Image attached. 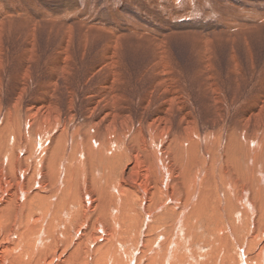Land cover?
<instances>
[{"label":"bare ground","instance_id":"obj_1","mask_svg":"<svg viewBox=\"0 0 264 264\" xmlns=\"http://www.w3.org/2000/svg\"><path fill=\"white\" fill-rule=\"evenodd\" d=\"M203 37L197 40L210 45ZM154 38L144 69L151 81L139 96L123 85L116 39L101 63L109 76L102 84L87 77L70 87L66 69L64 84L47 82L33 101L24 97L33 83L29 60L9 97L0 75V264H264V172L251 180L259 165L253 158L248 164L246 152L249 139L257 143L248 131L253 116L223 127V107L214 100L220 118L199 127L166 57L168 37ZM226 136L230 147L235 136L239 155L227 170L215 155ZM221 154L228 161L227 148ZM218 177L234 213L220 204Z\"/></svg>","mask_w":264,"mask_h":264},{"label":"rangeland","instance_id":"obj_2","mask_svg":"<svg viewBox=\"0 0 264 264\" xmlns=\"http://www.w3.org/2000/svg\"><path fill=\"white\" fill-rule=\"evenodd\" d=\"M262 17H264V0H0V19H2L0 34L3 35H0V75L3 97L12 95L17 82L24 76L20 73L23 72L27 60L32 63L30 73L33 78V83L24 96L26 98L28 96V100L34 101L38 93L36 90L43 92L53 79L56 80L57 86L64 84L66 69L72 71L65 77L70 87H77L87 77L90 84H102L107 77L109 80L108 74L101 72L104 69L101 63L110 49L112 39L118 42L115 45L116 51L121 57L120 65L124 67L121 71L123 85L131 95L139 96L151 81V76L149 77L144 69L155 54L153 40L157 41L158 38L154 37L165 34L168 37L166 57L179 70L178 76L181 80L179 86L185 87L191 98L190 102L193 101L196 107L199 127H210V122L217 113L216 119L220 118V113L212 104L214 100L220 102H216L219 107H223L221 123L223 127L236 128L241 117L253 116L254 120L251 118L248 131L250 136L257 139V143L253 144L249 139L253 147H250V151L246 150L250 159L247 163L255 159L254 165L260 166H256L255 171L250 172L251 180L259 181L257 170L264 172V18ZM230 18L233 20L229 21ZM133 25L140 27L135 29ZM144 28H149V31H142ZM203 35V38H212L210 45L207 46L202 44L200 39L197 40ZM29 43H32L33 48ZM102 76L105 79H100ZM62 87L67 88V86ZM3 103H6V99ZM254 123H256L255 127L252 126ZM230 138L232 136H226V140L223 137L222 140L226 143L221 144L223 147L216 150L218 153L215 152L217 165L223 164L225 170L233 166L232 162L235 160L231 157H239L233 152L238 149L235 136L233 138L235 148L230 147ZM42 139L44 138L40 135L37 136L39 142H42ZM246 144L248 146V143ZM226 148L228 161L225 157L221 158L223 157L221 151ZM218 182L217 190H220V195L223 197L220 204L224 212L234 213L235 209H230L227 205L228 194L225 192L227 190L224 183L220 182V177ZM237 189L236 193L240 191L238 186ZM261 197L264 198V195L262 194ZM27 202L30 210L33 203ZM172 215L176 219L173 213ZM171 223L172 221L161 225ZM248 226L249 219L245 223V227ZM219 228L222 229L221 225Z\"/></svg>","mask_w":264,"mask_h":264}]
</instances>
